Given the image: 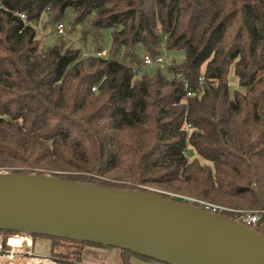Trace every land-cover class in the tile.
<instances>
[{
	"label": "trees",
	"instance_id": "obj_1",
	"mask_svg": "<svg viewBox=\"0 0 264 264\" xmlns=\"http://www.w3.org/2000/svg\"><path fill=\"white\" fill-rule=\"evenodd\" d=\"M0 2V172L264 211V0ZM45 17L80 29L92 54L44 47L27 23ZM167 51L184 57L143 66L145 54ZM252 228L264 235V216ZM0 234L5 246L20 235ZM29 236L51 241L57 264H83L86 247L116 249ZM116 250L123 264H164Z\"/></svg>",
	"mask_w": 264,
	"mask_h": 264
},
{
	"label": "water",
	"instance_id": "obj_2",
	"mask_svg": "<svg viewBox=\"0 0 264 264\" xmlns=\"http://www.w3.org/2000/svg\"><path fill=\"white\" fill-rule=\"evenodd\" d=\"M131 251L164 264H264V235L152 193L0 172V232Z\"/></svg>",
	"mask_w": 264,
	"mask_h": 264
},
{
	"label": "rangeland",
	"instance_id": "obj_3",
	"mask_svg": "<svg viewBox=\"0 0 264 264\" xmlns=\"http://www.w3.org/2000/svg\"><path fill=\"white\" fill-rule=\"evenodd\" d=\"M60 23L61 22L50 23V20L47 17H45L42 20V22L39 24L40 28L42 29V32L39 33V36L42 40L44 47H49L51 45L56 44L57 42L65 41L69 47L80 48L82 50L84 56L92 54V52H93L92 47H91L92 41L91 40L84 41V39L82 38L81 30L80 29L73 30V28H71L68 25V22H66V21L62 22V23H65V25H66L65 35L62 37L56 36V34H55L56 26H57V24H60ZM100 46L102 47L103 50H107L108 52H110L111 47H112V30L111 29L105 30L103 32V38H102V41L100 42ZM164 56H165L166 64H167V66H169V65L173 64L174 61H179V59H182L184 57V53L183 52L177 53V52H168L167 51V52H164ZM174 58H179V59L176 60ZM230 84L234 88L238 87V81H237L236 77L234 76L233 72L230 75ZM192 152L193 151H191L189 153H192ZM189 157H190V160H193L195 157L194 153L189 154ZM201 162L204 164V162L202 160H201ZM151 189L155 190V191L162 192L158 189H154V188H151ZM167 194L171 195L172 197L181 198V196L178 194H174V193H167ZM185 201H188L189 203H194L195 199L186 197ZM213 205H216V204H213ZM21 236H24V235L20 234V237ZM24 237H27V236H24ZM18 239L19 238L14 237V238H12L11 241H9L10 245L13 246L16 250L22 248L18 242ZM48 245H49V242L47 241L46 238H37L36 247L34 249L35 254L38 256L49 258L50 247ZM109 250L114 251L116 249H109ZM117 251H119V250H117ZM22 256L23 255H19V256L15 255L14 260L12 261L13 264H25L24 261H26L27 259L22 257ZM83 257H84V253H83ZM83 264H85L84 260H83ZM157 264H159V263H157Z\"/></svg>",
	"mask_w": 264,
	"mask_h": 264
},
{
	"label": "built area",
	"instance_id": "obj_4",
	"mask_svg": "<svg viewBox=\"0 0 264 264\" xmlns=\"http://www.w3.org/2000/svg\"><path fill=\"white\" fill-rule=\"evenodd\" d=\"M0 7H1V2H0ZM21 19L26 20L25 15H20ZM28 25L34 26L40 31L39 33L42 32V29L40 28L39 24L35 22H28ZM41 29V30H40ZM65 30H66V25L64 23H60L56 26L55 34L58 37H62L65 35ZM97 56L102 57V58H108L109 54L107 50H102L101 52L96 53ZM143 66L146 68H155L158 67L161 70H165L167 68L166 60L164 55H160L157 57H153L150 54H145L143 57ZM183 76L182 74H175L173 75V78L181 79ZM186 89H188V85L186 84ZM188 96H191V93H188ZM194 203L198 204V207L206 210L208 212L214 213V214H219V215H225L227 213H235L237 214L238 222H241L242 224L249 226V227H254L257 226L258 223L262 220L264 216V211H254V212H243V211H238L234 209H230L224 206H219V205H213L210 203H205L203 201H197L195 200ZM24 236H27L26 238L31 239V243H24L23 247L21 250H15L13 246L10 245V239L14 237H18L20 235H15L11 238H8L6 241V246H5V237L3 234H0V264H13L14 256L15 255H23L22 257L26 258L27 260H40V261H48L53 264H57L56 262L52 261L48 257H42L38 256L34 252V239L26 234H23ZM9 242V243H8Z\"/></svg>",
	"mask_w": 264,
	"mask_h": 264
},
{
	"label": "crops",
	"instance_id": "obj_5",
	"mask_svg": "<svg viewBox=\"0 0 264 264\" xmlns=\"http://www.w3.org/2000/svg\"><path fill=\"white\" fill-rule=\"evenodd\" d=\"M16 238V237H15ZM12 239H10L11 241ZM49 242V247L51 246V241ZM36 247V241L34 244V248ZM83 260L85 264H123L121 259L120 251L117 250H109L106 248H98V247H86L84 250ZM134 264H157L152 262H145L142 260H138L134 258Z\"/></svg>",
	"mask_w": 264,
	"mask_h": 264
},
{
	"label": "bare ground",
	"instance_id": "obj_6",
	"mask_svg": "<svg viewBox=\"0 0 264 264\" xmlns=\"http://www.w3.org/2000/svg\"><path fill=\"white\" fill-rule=\"evenodd\" d=\"M17 238H19L18 239V242H19V244H20V246L21 247H23V244L24 243H31V239H29V238H26V237H24V236H18ZM22 242V243H21ZM16 250V249H15ZM17 250H21V249H17ZM25 262V264H53V263H51V262H48V261H40V260H34V261H31V260H26V261H24Z\"/></svg>",
	"mask_w": 264,
	"mask_h": 264
}]
</instances>
